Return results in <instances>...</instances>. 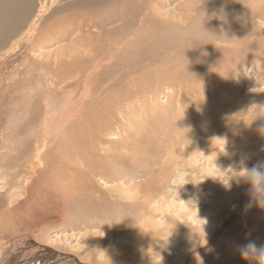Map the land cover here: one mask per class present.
<instances>
[{
	"label": "rangeland",
	"instance_id": "obj_1",
	"mask_svg": "<svg viewBox=\"0 0 264 264\" xmlns=\"http://www.w3.org/2000/svg\"><path fill=\"white\" fill-rule=\"evenodd\" d=\"M112 1L103 6L98 4L94 6H79L77 5L79 4V0H47L48 9H50L41 21L40 35L46 30L49 32V29H52L53 25L57 28L59 24L63 26L64 23L65 27L67 26V33H63L64 35L61 39L53 40L51 43H49L50 38L47 39L49 41L47 42V35L41 40L46 41V44L39 42L31 46V43H24L16 55L19 60L17 62L14 61V59H17L16 56L9 59L15 62L13 63L14 65L10 61L7 64L4 60L2 62L4 65L0 66V70H3L0 71L1 147L2 140L6 134L5 131L7 130L4 129L5 127L7 128V121H10V117L14 119V114L18 111L14 107V100H16L14 94L17 96V94H25L27 91H31L32 93L34 88L41 96L47 98L48 96H52L45 81L38 80L37 75L41 71L39 66L41 61H43V64L54 63L58 60V55L66 60L68 59L70 62L72 60L79 59L78 61H81L83 59L81 61V69L79 62L74 67L73 65H63L57 71L63 73L62 77L65 78V74L70 73V71L73 73L74 70H79V72L83 70V77H81L79 83L71 87L65 85L63 87L64 94L59 97L60 101H64V99L68 101L70 98L78 101L83 91L86 90L85 77L90 72L99 68L95 64L98 58L104 62L102 64L105 66L104 59L109 55L110 59H106V63H112V67L100 69L102 74L99 79L103 88L106 87L107 83L115 85L119 82V72H122L119 71L121 68L119 64L123 63L122 61H127H125V65L130 64L132 61L136 66V60L137 63H141L142 59L139 57L140 51L137 53V49L134 46H129L126 50L119 52H112L113 54L110 53L112 57L114 56L113 58L108 52L106 53L105 49L108 46L120 44L119 41L116 43L115 40H118V36H121V32L123 33L125 29L127 32L133 31V39H127L123 42L124 45L136 42V40L138 41L140 38L138 37V33H141V36L144 34L146 36L145 39L147 38L150 40L149 42H152L151 49H154L153 53L156 54V57L153 58L152 54L148 52L145 63L142 62L140 64V67H142V64H145L143 66L145 68L142 69L143 72L140 70L141 74L137 73L127 80V82H130L135 77L139 78V75L141 76V83L138 85L139 89L136 92H140L141 96L144 97L142 101L138 100L135 96L136 94H134L136 92L126 85H120V88H118L119 85L110 88L105 94V96L110 95L108 99L114 102L115 96L122 93L120 95L126 98V100H122L124 104L121 106L123 109L120 111L114 106L116 119L110 120L111 123L109 122L107 129H105L107 132L102 133L103 135L99 136L100 138L95 144L89 143L92 146L87 143L85 145L80 141V144L83 145L82 147L77 142L80 136H82V131H77L76 136H74V139H77H73L72 142L78 147L80 145L83 148V152L86 150L88 155L84 152L85 156H80L82 148L80 149L79 147L80 152H77L79 151V149L77 150L78 147L75 148L71 142L73 146L72 151H75V154L77 152L75 157L78 161L74 160L76 166L73 165L75 169H73L72 165L67 166L63 164L60 166L61 170L59 173L54 172L53 169L56 165H53L54 163L50 160L51 165H48L47 171L38 173L34 170L35 173L31 175L28 183L29 195L25 192L23 193L25 196L20 193L11 202H7L6 199L1 198L0 205L3 204L5 206V202H7V205L4 211V207L0 208V213L2 214V216L0 215V232H2L0 233V264H73L71 263L73 260L63 263V259H65L63 257L67 256H73L83 264H249L250 262L248 263L241 257L240 248L248 242L247 238L249 236L250 239V234L252 236L251 241L255 239L254 242L257 245H264V229H260V227L264 226V209H261L255 202H250V206L247 205L246 207V204L242 205L244 202H240L239 199H235L237 202H240L235 208L238 210L244 208L242 213H240V219L237 218L233 220L232 224H228V229L225 225L221 227L224 231L227 230L216 237L217 243L214 244V250L209 254V258L205 261L199 260L195 258V255L201 253L203 248L208 247L206 244L218 229V225L223 224V221L230 216L229 210H224L219 206L220 201L223 200L229 203L231 198H235V196L242 198L245 195L247 189L245 192L242 190L245 180L240 179L237 182L236 178H234V171H240L242 166L252 168L258 162H261L260 158L264 156V136L258 132L259 126L264 123H252L258 109H260L261 114L262 112L264 114V110H262L264 106H260L264 105V73L256 75L258 68L252 64L242 66L243 68H239V70H236L237 72L234 70L233 74L231 71V73L227 74L229 76H226L223 79L224 81L222 80L221 85L224 84L223 82H226L225 85H219L215 91L213 90L212 93L214 94H211L212 98L209 95L204 98L200 96V105L191 109V103L197 100L195 94L188 97L186 95L187 92H184L182 89H177V91L175 87H171L172 85L165 86L160 72L163 67L162 62L164 58L169 57L168 54H171L174 59L173 66H179L180 63L185 64L186 62L189 64L191 60L209 55L212 52L210 49L217 43L216 35H220L223 30L221 24H225L221 9H223L226 3H222L223 0ZM232 1L234 2L233 8L228 13V19L239 16V7H242L244 4L239 5V0ZM72 4L73 6H71ZM61 11H64V13H59ZM104 13H110L116 18L113 17L102 23L99 17ZM52 15L57 16L53 17ZM118 17L123 18L121 20ZM125 17L127 18L125 19ZM47 18H53L47 22L49 23L48 25H46ZM190 18L193 19L194 23L192 20L190 22ZM248 19L252 20V18ZM84 20L91 21V25H93L90 30L91 33L87 32V29H85L86 32L82 33V37L85 39L83 44L86 41L85 44L88 46L89 55L87 53L82 54L83 50H78V45H76L81 41V34L78 33L79 23ZM112 20H117L118 22H113ZM163 23L165 24L163 25ZM167 23H170V27L167 26ZM83 24L85 25L82 22ZM154 26L156 27L153 29ZM161 26L164 27L162 28ZM159 28L163 30H159ZM193 30L195 31L193 32ZM115 32H117L118 36ZM149 33L152 35H149ZM208 34H211L214 38ZM159 35H162L161 38L155 40L157 43H154V39ZM107 37H109L108 40H113V43L111 44L110 41L104 43L105 49L100 53V43L103 45V41ZM205 38L209 41L205 42ZM171 39L173 40L174 50L179 49L177 54L172 53L171 50L166 51L169 45L166 46V49L160 48V45L169 44V40ZM214 40L215 43L213 42ZM72 42L79 43L72 44ZM200 42L201 44H199ZM179 45L180 48H178ZM187 45L191 47H187ZM208 46L209 50L206 49ZM206 51H208V54H206ZM93 52V55L96 57L91 54ZM104 52L108 55L105 56ZM187 52L189 53L187 54ZM75 53L77 54L75 55ZM130 55L135 59L132 56L130 57ZM101 56H105V58L103 59ZM158 57L160 58L158 59ZM85 60L91 63L89 62L88 66H86ZM6 64L9 66L7 67ZM21 64L23 66L18 68V65L20 66ZM24 64L28 68L33 64H38V66L29 68L28 75L24 69L23 78L30 76L31 79L29 77L30 83L25 82L23 84L21 82L23 84L21 86V84H18V80L22 77L17 76L14 78L13 70L16 67L23 69L25 67ZM95 67L97 68L95 69ZM115 67H117L118 73ZM42 70L48 73L43 68ZM262 71H264V68ZM47 77L52 78L53 74L50 73ZM161 78L163 82L159 80ZM143 88L144 90H142ZM204 88L207 90V87ZM15 90L18 93H13ZM145 90H149L150 92L145 94ZM129 92L133 95L129 94ZM182 94L184 112L179 110V97ZM132 96L133 98H131ZM40 99L39 101L42 102L43 98ZM130 100L132 103H130ZM61 104L60 102L59 106ZM144 104L148 107L146 108ZM252 105L253 107H251ZM157 106L161 107L155 111ZM186 108H189L188 112ZM191 110L194 111L192 112ZM163 117L166 119V122H162L161 118ZM2 122H6V124ZM78 129H86V127L85 125H81ZM250 130H256L258 135H252ZM220 138L224 141H220ZM43 139L45 137L40 138V140ZM47 142H49V148H41L39 150L41 161L33 162L32 164L33 167L38 166L39 170L47 165L46 162L42 161V158L46 154L51 151L49 158H52L56 154L54 141L49 138ZM142 142L144 148L142 147ZM71 144L64 146L66 151L68 150V146L71 147ZM136 147L139 149L137 148L136 150ZM90 149H92V154ZM218 154L219 156L217 157ZM11 157V155L7 156V160ZM133 159L135 160L134 162H132ZM81 161L82 163H80ZM72 162L73 160L71 159ZM15 169L14 164H9L6 175L3 177L7 178L9 174L14 173L12 182L17 186L19 178L16 176ZM155 176H157L156 179ZM223 183L224 185H222ZM72 186L74 187L72 188ZM135 187L137 188L136 192H133L132 188L135 189ZM237 187L241 190H237ZM2 191L0 190V192ZM129 192H133V195L132 193L129 194ZM196 212L202 215L210 213L211 218L210 216L205 217L208 218L206 223L209 222V224L203 223V219L201 218L198 219L199 215L193 217ZM4 213H6V216ZM232 215L235 216V213ZM11 221L13 223L9 224ZM254 224H258L260 227L257 226L256 230L255 228L251 230ZM6 225H8L7 228ZM14 227L18 231L13 230L15 229ZM21 228L22 232L25 231L23 234L21 233ZM11 229L14 235L11 233ZM14 231L17 232L16 234H20L16 235ZM259 232L262 234L260 235ZM221 236L222 239L220 238ZM40 241H42L43 245H41ZM46 241L48 242L45 243ZM232 243L233 246H231ZM137 244H139L140 249L135 248L138 247ZM45 245L47 247H43V249H39L38 247ZM54 252H59L63 256L56 258ZM251 264H255V262Z\"/></svg>",
	"mask_w": 264,
	"mask_h": 264
},
{
	"label": "bare ground",
	"instance_id": "obj_2",
	"mask_svg": "<svg viewBox=\"0 0 264 264\" xmlns=\"http://www.w3.org/2000/svg\"><path fill=\"white\" fill-rule=\"evenodd\" d=\"M109 1L112 0H79V6L81 5H90V6H94V5H104L107 4ZM114 1V0H113ZM112 1V2H113ZM135 1V0H134ZM138 1V0H137ZM136 1V2H137ZM144 0H142L143 2ZM152 1V0H151ZM164 1V0H163ZM167 1V0H166ZM126 2V1H125ZM200 2V1H199ZM60 3V2H58ZM140 3V2H138ZM146 3V2H145ZM144 3V4H145ZM222 3H226L223 6V9L221 13H223V21L225 22V24L223 25V23L221 24V28L223 29L220 35H216V42L215 40L213 41L214 44L212 49V52H210L209 55L204 56V57H199L196 60H191L189 62V64H187V62L185 64L180 63L179 61V66H173L172 63H174V59L172 58L171 54H168L169 57H166L163 59L162 65L163 67L161 68L160 72L161 75L164 79V82L162 80L163 83H165V86H169L172 85L171 87H175L176 90L177 89H182L184 92L186 91V95L189 96H193L195 94V97L197 98L196 102L193 101L190 105V108L192 109L193 107H198L200 105V101L201 99L200 96H202V98H204L205 96L209 95V97L212 98L211 94L213 90L215 91L216 88L219 87V85H221L222 80L224 78H226L227 74L232 71L235 70H239V68H241L242 66H246L248 64H252L257 66L258 68V72L256 75H262L264 73L263 68H264V0H244L241 1L239 0V5H242V7H239L238 10V14L239 16H236V18H229L228 19V13L232 10L233 8V1L232 0H223ZM133 4V2H132ZM137 4V3H136ZM141 5V4H139ZM157 5V4H156ZM58 6V5H57ZM73 6V4L71 5ZM144 6V5H143ZM50 7V5H49ZM157 7V6H156ZM50 9V8H49ZM48 9V2L47 0H0V49L2 51V53L0 54V66L4 65V60L5 63L9 62V59H12L13 56L17 55V52L19 51V49H21V46L24 45V43H31V46H33L36 43L42 42L43 44H46L47 42L51 43V41L53 40H59L63 37V33H67V29L65 27V23L63 24V26L61 24H59V27H54V25L51 27L52 29H49L50 31L48 32L46 29V31H44L43 33H41L40 35V29L42 27L41 25V21L43 19V16L49 11ZM138 9V6H137ZM149 9V8H148ZM129 10V9H128ZM143 10V9H142ZM141 11V10H140ZM145 11V10H144ZM138 12V11H137ZM59 13H64V11H61ZM120 14V13H119ZM118 14V16H119ZM128 14V13H127ZM214 14V13H213ZM220 14V12H219ZM231 14V13H230ZM229 14V15H230ZM53 17H56L57 15H52ZM125 16V15H124ZM206 16V15H205ZM113 15H111L110 13H104L102 14L99 19L101 20L102 23L105 22V20H109L112 19ZM121 17V16H120ZM208 17V16H207ZM88 18V17H86ZM116 18V17H115ZM119 18V17H118ZM123 18V17H122ZM122 18H119L122 20ZM127 17H125L126 19ZM248 18H252V20L248 19ZM53 18H47L46 19V25H48L49 23H47L48 21L52 20ZM65 19V18H64ZM129 19V18H128ZM208 19V18H207ZM99 20V21H100ZM182 20V19H181ZM191 20L193 21V19L190 18V22ZM64 22H66L65 20H63ZM68 21V20H67ZM117 21V20H112ZM197 21V20H195ZM213 21V20H212ZM60 22V21H59ZM82 22L85 23V25H82ZM79 24V32L81 35V41L79 42H74V43H79L76 44L78 45V50H83L80 51L82 52V54H88V49L86 46V41H85V45L83 44L84 40L82 37V33L85 31V29H87V32L91 33V21H82ZM90 22V23H89ZM107 22V21H106ZM118 22V21H117ZM194 23V21H193ZM192 23V24H193ZM206 23V22H205ZM204 23V24H205ZM43 24V23H42ZM70 24V23H69ZM123 24V23H122ZM125 24V23H124ZM149 24V23H148ZM162 24V23H161ZM165 23H163L164 25ZM168 24V25H167ZM166 25L169 26L170 23H167ZM61 25V26H60ZM213 25V24H212ZM71 26V24H70ZM126 26V25H125ZM134 26V25H133ZM132 26V27H133ZM50 27V26H49ZM123 27V26H122ZM121 27V28H122ZM127 27V26H126ZM148 27V26H147ZM156 26L153 27V29ZM162 27V26H161ZM164 27V26H163ZM162 27V28H163ZM170 27V26H169ZM212 27V26H211ZM162 28H159V30H163ZM179 28V27H178ZM181 28V27H180ZM187 28V27H186ZM194 28V27H193ZM192 28V29H193ZM206 28V27H205ZM215 28H217L215 26ZM125 29V27H124ZM146 29V28H145ZM151 29V28H150ZM158 29V28H157ZM156 29V31H157ZM191 29V30H192ZM210 29V28H209ZM122 30V29H121ZM174 30V29H172ZM171 30V31H172ZM188 30V29H187ZM206 30V29H205ZM211 30L213 31V29L211 28ZM220 30V29H218ZM64 31V32H63ZM114 31V29H113ZM120 31V30H119ZM165 31V30H164ZM178 31V30H177ZM195 30H193L194 32ZM42 32V31H41ZM69 32V31H68ZM86 32V31H85ZM135 32V31H134ZM138 32V31H137ZM148 32V31H147ZM153 32V31H152ZM158 32V31H157ZM88 33V34H89ZM117 34V32H115ZM133 31L131 32H127L126 29L123 31V33L121 32V36H118V40H115L116 43L117 41L120 42V44L115 45V46H111L110 43H113V40H108L107 37L105 38V40L103 41V45L100 43V53H102L104 51V43L110 41L109 45L105 50L106 53L108 52L109 54L112 52H119L122 50H126L127 47L129 46H134L137 49V53L138 51H140V56L141 57V63L146 61L147 59V55L148 52L152 54V57L155 58L156 54L153 53V50L151 49L152 47V42H149V39H145V35L143 34L142 36L140 35L141 33H138V37H140L141 39H145V40H141L140 38L138 39V41L136 40V42H131V43H126V45L123 44L124 41H126L129 38L133 39V35H132ZM172 33V32H171ZM213 33V32H212ZM216 33H217V29H216ZM69 34V33H68ZM151 33H149L150 35ZM196 34V33H195ZM47 35V36H46ZM92 35V34H91ZM115 35V34H114ZM137 35V33H136ZM152 35V34H151ZM209 35V34H208ZM46 36V40L47 39H51V40H47L46 41H41L43 40V38ZM79 36V37H80ZM154 36V35H153ZM162 35H159L156 39H154V43H157V41L155 42V40H158L161 38ZM185 36V35H184ZM211 36V34L209 35ZM219 36V37H217ZM66 37V36H65ZM87 37V36H86ZM103 37V36H102ZM203 37V35H202ZM212 37V36H211ZM113 38V36H112ZM111 38V39H112ZM135 38V35H134ZM137 38V37H136ZM148 38H150V36H148ZM207 38V37H206ZM205 38V42L209 41L208 39L206 40ZM214 38V37H212ZM211 38V39H212ZM79 39V38H78ZM210 39V42H211ZM80 40V39H79ZM198 40V39H197ZM76 41V40H75ZM78 41V40H77ZM169 44L166 43L164 46L160 45V48H165L166 46L169 45L168 50H171L172 53L177 54L178 50H174L173 47V40H169ZM203 41V40H202ZM149 42V43H147ZM204 42V43H205ZM48 43V44H49ZM72 42V44H74ZM159 43V42H158ZM209 43V42H207ZM206 43V44H207ZM89 44V43H88ZM108 44V43H107ZM201 44V42L199 43ZM211 44V43H210ZM28 45V44H27ZM30 46V47H31ZM102 46V47H101ZM178 46V45H177ZM210 46V45H209ZM209 46L206 48L209 50ZM212 46V45H211ZM62 47V46H61ZM187 47H191L188 46ZM195 47V46H194ZM74 48V47H73ZM77 48V47H76ZM180 48V45L179 47ZM211 48V47H210ZM68 49V48H67ZM66 49V50H67ZM71 49V48H70ZM75 49V48H74ZM74 49H73V53H74ZM186 49V48H185ZM190 49V48H189ZM199 49V48H198ZM23 50V49H22ZM128 50V49H127ZM31 51V49H30ZM64 51V50H63ZM72 51V49H71ZM90 51V50H89ZM186 51V50H185ZM21 52V51H20ZM25 52H27L25 50ZM79 52V53H80ZM96 52V51H95ZM130 52V51H129ZM136 52V51H135ZM165 52V51H164ZM78 53V52H77ZM75 53V55L77 54ZM106 53L104 52V55H106ZM131 53V52H130ZM129 53V54H130ZM159 53V52H158ZM189 52H187L188 54ZM71 54V53H70ZM81 54V53H80ZM79 54V55H80ZM92 55L94 54L91 53ZM113 54V53H112ZM119 54V53H116ZM121 54V53H120ZM132 54V53H131ZM203 54V51H202ZM206 54H208V51H206ZM28 55V54H27ZM87 55V56H88ZM103 55V54H102ZM128 55V54H127ZM160 55V54H159ZM55 56V55H54ZM59 58L58 60H56L54 63H49V64H43V61H41L40 63V73L37 75L38 76V80H43L45 81V83L47 84L48 88L50 89V93L52 94V96H48L44 97L41 96L36 89L33 88V92H26L25 94L23 93H19V95L14 94L15 95V99L14 100V107L16 109H18V111L14 114V119L12 117H10V121L7 125V128L3 127L4 129H7L5 132V136L4 139L2 140V145L0 147V190H3L2 192H0V200L1 198L6 199L7 202H11L13 200V198L19 196L20 193H28L29 190V181L31 178V175L33 173L38 172V173H43L45 171H47L48 169V165H51V161L54 163L53 165H56V167L53 169L54 172H60V166H62L63 164H66L67 166H71L74 167L76 166V162H74V160H77V158L75 157L77 152H80V149L83 147L82 144H80L82 141L83 144L87 143L88 145H90L89 143H94L99 140V136H102V133L107 132V126L110 122L111 119H116L115 116V110H114V106L117 107L119 109V111L121 109H123L121 106L124 104L122 100H126V98H124L123 96H121L119 93V95L115 96V101L112 102V100L108 99L110 98V95H106V92L108 90H110V88H113L117 85L118 88H120V85H126L128 87H130L131 89H133L135 92L137 91V89H139L138 85L141 83V76L139 75L138 77H135L134 80H131L130 82H127L128 79H131L132 76H134L137 73H140V70L142 71L143 66H145V64H142V67H140L141 63H137L136 62V66L133 64V62L129 61L130 64L125 65V61H122L123 63L119 64V66H121L119 71V82L116 83L117 84H111V83H107L106 87L103 88L101 86V82H100V77L102 72L100 71V69H106V68H110L112 67V63L109 64L108 60L106 63V59H110L109 55L106 59L105 56H101L104 60H105V66L104 62H102V60L98 58L95 59V62L97 60V64L99 66V68L97 70H95L97 67H95V71L90 72L89 74H87V76L85 77L86 79V90L83 91L81 98L78 101H75L73 98L67 101V99H64V101H60L59 97L61 95H63V87L65 85H67L68 87L74 86L76 84L79 83L81 77H83L82 75V71L83 70H79L76 71L74 70L73 73H66L65 74V78H63V73H59L57 72L59 69L62 68L63 65L65 66H77L76 64H78L80 62V69L82 68V59L81 61L78 60H72L71 62L67 59H64L62 56L58 55ZM74 56V55H73ZM85 56V55H84ZM94 56V55H93ZM110 56L112 57V55L110 54ZM132 55H130L131 57ZM184 56V55H183ZM198 56V55H197ZM17 59L14 61L17 62L18 56H16ZM27 57V56H24ZM42 57V56H41ZM96 57V56H94ZM93 57V58H94ZM114 57V56H113ZM112 57V58H113ZM127 57V56H126ZM128 56V58H130ZM133 57V56H132ZM161 57V55H160ZM158 57V59L160 58ZM20 58V57H19ZM22 59H24L21 56ZM29 58V57H27ZM134 58V57H133ZM184 58V57H182ZM192 58V57H191ZM55 59V58H54ZM75 59V58H73ZM89 59V57H88ZM116 59V58H114ZM135 59V58H134ZM145 59V60H143ZM30 60V59H29ZM33 60V59H32ZM129 60V59H127ZM13 60H11L10 62L13 64L15 63ZM48 61V58H47ZM99 61V62H98ZM112 61V60H111ZM114 61V60H113ZM140 61V60H139ZM152 61V60H151ZM178 61V60H177ZM28 62V60H27ZM90 61L86 62V66H88ZM93 62V59H92ZM118 62V61H117ZM127 62V61H126ZM134 62V63H135ZM153 62V61H152ZM26 63V62H25ZM91 63V62H90ZM132 63V64H131ZM8 64V63H7ZM6 64V65H7ZM139 64V65H138ZM155 64V63H154ZM11 65V64H10ZM14 65V64H13ZM25 65V64H24ZM9 65H7L8 67ZM23 64H21L20 66L18 65V68L22 67ZM34 66H38V64H33L31 66H29V68H32ZM151 66V64H150ZM13 67V66H12ZM15 67V66H14ZM54 67V68H53ZM72 67V68H73ZM114 67V65H113ZM147 67V66H146ZM153 67V66H152ZM17 67L13 70V74H14V78L18 77H22L20 80H18V84H21V82L24 84L25 82H29V77L23 78V74L24 69L26 71V74L28 71H30V69L28 67H23V69H18ZM42 68L47 72H43ZM117 67H115L116 69ZM243 68V67H242ZM12 69V68H10ZM29 69V70H28ZM113 69V68H111ZM119 69V68H118ZM160 69V68H159ZM2 70V69H1ZM0 70V71H1ZM33 70V69H32ZM31 70V71H32ZM39 70V69H38ZM3 71V70H2ZM88 71V70H87ZM108 71V70H107ZM117 72V69H116ZM115 72V73H116ZM143 72V71H142ZM237 72V71H236ZM53 74L52 78L47 77V75L49 74ZM118 73V72H117ZM116 73V74H117ZM10 74V73H9ZM141 74V73H140ZM12 75V72H11ZM28 75V74H27ZM255 75V76H256ZM138 76V75H137ZM229 76V75H228ZM227 76V77H228ZM34 78V77H33ZM238 78V77H237ZM31 79V77H30ZM36 79V78H35ZM112 79V78H111ZM261 79V78H260ZM67 80V82H66ZM84 81V80H83ZM224 81V80H223ZM160 82V81H159ZM1 83H3L1 81ZM30 83V82H29ZM225 85L226 82H223ZM21 84V86L23 85ZM70 84V85H69ZM1 85V84H0ZM221 85V86H222ZM19 86V85H18ZM20 86V87H21ZM89 86V87H88ZM167 86V87H168ZM27 87V84H26ZM30 87V84H29ZM28 87V88H29ZM41 87V86H40ZM125 87V86H124ZM150 87V86H149ZM164 87V86H163ZM207 87V90L204 88ZM45 88V87H44ZM151 88V87H150ZM125 89V88H124ZM123 89V90H124ZM130 89V90H131ZM22 90V89H21ZM28 90V89H27ZM120 90V89H119ZM144 90V88L142 89ZM150 90V89H149ZM149 90H145L144 93L147 94L150 91ZM173 90V89H172ZM218 90V89H217ZM118 91V90H117ZM152 91V90H151ZM169 91V90H168ZM178 91V90H177ZM16 90L13 92L15 93ZM23 92V90H22ZM116 92V91H115ZM114 92V93H115ZM120 92V91H118ZM18 93V92H16ZM131 92H129L130 94ZM153 93V92H152ZM216 93V92H215ZM127 94V92H126ZM132 94V93H131ZM136 94V98L142 101V98H144L143 96H141L140 92H136L134 93ZM155 94V93H154ZM171 94V93H170ZM264 94V93H263ZM45 95V94H44ZM71 95V94H70ZM76 95V94H75ZM133 95V94H132ZM130 96V95H129ZM179 96V95H178ZM127 97V96H126ZM42 99V102L39 101ZM133 98V96L131 97ZM130 98V99H131ZM135 98V99H136ZM150 98V97H149ZM193 98V97H192ZM195 98V99H196ZM112 99V96H111ZM67 101V102H66ZM191 101V100H190ZM62 103L59 106V103ZM144 102V101H143ZM179 110H181L182 112L184 109L183 106V94L180 95L179 97ZM206 102V101H205ZM130 103L131 100H130ZM207 103V102H206ZM210 104V103H209ZM132 105V104H131ZM146 105V104H144ZM259 108H261L259 106V104H257ZM203 106V105H202ZM206 106V105H205ZM210 106V105H209ZM146 108L148 107L147 105L145 106ZM161 106H157V108H155V111L160 108ZM208 107V106H207ZM145 108V109H146ZM154 108V106H153ZM204 108V107H203ZM213 108V107H212ZM41 109V112H40ZM141 109V106H140ZM187 112L189 111V108H186ZM199 109V108H198ZM262 109V108H261ZM260 110V109H258ZM264 110V109H262ZM137 111V110H136ZM177 111V110H176ZM192 112L194 110H191ZM199 111V110H198ZM197 111V112H198ZM135 112V111H134ZM181 112V113H182ZM140 113V112H139ZM201 113V112H200ZM211 113V112H210ZM137 114V113H136ZM263 114V112H262ZM201 115V114H198ZM162 116V115H161ZM208 116V115H206ZM118 117V116H117ZM196 117V116H195ZM253 117V116H252ZM197 118V117H196ZM201 118V117H200ZM250 118V117H249ZM194 119V118H193ZM205 119V118H204ZM207 119V118H206ZM162 122H166V119L163 117L161 118ZM119 121V120H118ZM201 121V120H199ZM203 121V120H202ZM248 121V120H247ZM206 122V121H205ZM225 122V121H224ZM255 122H263L264 120H257ZM3 124H6V122H2ZM111 123V122H110ZM81 125H85L86 129H78L79 126ZM168 125V124H167ZM213 126V125H212ZM254 126V125H253ZM211 128V126H209ZM164 128V127H163ZM78 129V130H77ZM2 130V129H1ZM109 130V129H108ZM77 131H82V136H80L79 140L77 142H79L80 145H82V147H79L73 144V139L74 136H76L75 134L77 133ZM118 131V130H117ZM212 131V130H211ZM222 131V130H220ZM146 133V132H145ZM210 133V132H209ZM213 133V132H212ZM222 133V132H221ZM250 133L254 136L258 135V132L255 130H250ZM81 134V133H80ZM102 134V135H101ZM108 135V134H107ZM225 135V134H224ZM39 136L41 137H45V139L40 140ZM137 136V135H135ZM260 136V134H259ZM133 137V136H132ZM39 138V140H38ZM51 138L54 141V145H56L55 150H56V154L52 157L49 158V154H46L43 158L42 161L45 163L46 162V167H44L43 169L39 170L38 166L33 167V162H38L41 161V154L39 153V150L41 148H49V142H47V139ZM98 138V139H97ZM237 138V137H236ZM264 138V137H263ZM77 139V138H75ZM74 139V140H75ZM221 139V138H220ZM219 139V140H220ZM262 139V138H261ZM223 139H221L220 141H222ZM44 141V142H43ZM212 141V140H211ZM224 141V140H223ZM251 141V140H249ZM263 141V140H262ZM73 146H75V148H77V150L79 149V151L76 152L72 151V144ZM75 142V141H74ZM215 142V141H213ZM221 143V142H220ZM223 143V142H222ZM71 147L68 146V150L66 151V148L64 147L65 145H70ZM85 144V145H87ZM139 144V143H138ZM143 142H142V147H143ZM52 146V144H51ZM92 146V145H90ZM89 146V147H90ZM94 146V145H93ZM141 146V145H140ZM96 147V146H95ZM93 147V148H95ZM127 147V146H126ZM214 147V146H213ZM53 148V147H52ZM92 148V149H93ZM134 148V147H133ZM138 147H136L137 150ZM144 148V147H143ZM89 150V148H87ZM92 149H90V152L92 154ZM139 149V148H138ZM51 150V148H50ZM74 150V149H73ZM135 150V149H134ZM141 150V149H140ZM218 150V149H217ZM48 151V150H47ZM96 151V150H95ZM112 151V150H111ZM206 151V150H205ZM42 152V151H41ZM84 152L86 153V150H84ZM83 152V148H82V153L80 152V156H85ZM140 152V151H139ZM208 152V151H207ZM144 153V152H143ZM209 153V152H208ZM88 155V153H86ZM90 154V155H91ZM120 154V153H119ZM174 154V153H172ZM217 154V153H216ZM11 155L12 157L7 160V156ZM121 155V154H120ZM211 156V155H210ZM219 156V154L217 155V157ZM57 157V158H55ZM79 157V156H78ZM88 157V156H87ZM214 157V156H213ZM216 157V156H215ZM49 158V159H48ZM85 158V157H84ZM71 159L73 160V162L71 163ZM87 159V158H86ZM89 159H91V157H89ZM113 159V158H112ZM215 159V158H214ZM235 159V158H234ZM82 160V159H81ZM84 160V159H83ZM92 160V159H91ZM118 160H120L118 158ZM78 161V160H77ZM135 160L133 159L132 162H134ZM261 162H264V156H261L260 158ZM90 162V161H88ZM92 162V161H91ZM120 162V161H119ZM40 163V162H39ZM82 163V161L80 162ZM85 163V162H83ZM87 163V162H86ZM99 163V162H98ZM9 164H14V166L16 167L15 171H16V176L19 178L18 179V183L17 186L15 184H13L12 182V178H13V174H9L7 178L3 177L4 175H6L7 172V168ZM79 164V162H78ZM89 164V163H88ZM96 164V163H95ZM232 164H233V160H232ZM74 165V166H73ZM85 165V164H84ZM90 165V164H89ZM91 165L93 166V164L91 163ZM121 165V164H120ZM123 165V163H122ZM237 165V164H236ZM101 166V165H100ZM109 166V165H108ZM78 167V165H77ZM80 167V166H79ZM82 167V166H81ZM99 167V164H98ZM63 168V167H62ZM85 168V167H84ZM90 168V166H89ZM64 169V168H63ZM62 169V170H63ZM70 169V168H69ZM75 169V167L73 168ZM77 169V168H76ZM80 169V168H79ZM95 169H97V167H95ZM168 169V168H167ZM35 170V171H34ZM65 170V169H64ZM78 170V169H77ZM86 170V169H85ZM99 170V169H98ZM102 170V169H101ZM14 171V172H15ZM70 171V170H69ZM108 171V170H107ZM62 172V171H61ZM89 172V171H88ZM96 172V171H95ZM37 173V174H38ZM84 173V172H83ZM174 173V172H173ZM41 175V174H40ZM154 176V175H153ZM62 177V176H60ZM65 178V177H64ZM157 178V176H155V179ZM63 179V178H62ZM66 179V178H65ZM113 179V178H112ZM118 179V178H117ZM116 179V180H117ZM148 180V179H147ZM231 180V178H230ZM66 181H68L66 179ZM65 181V182H66ZM151 181V180H150ZM177 181V180H176ZM242 181V180H241ZM145 182V181H144ZM111 183V182H110ZM109 183V184H110ZM142 183V182H140ZM56 184V183H55ZM138 184V182H137ZM233 184V183H232ZM31 185V184H30ZM74 185V184H73ZM221 185V184H220ZM224 185V183L222 184ZM75 186V185H74ZM72 186V188L74 187ZM135 186V185H134ZM64 187V186H63ZM139 187V186H138ZM239 187V186H238ZM236 188L237 190L240 188ZM242 190L243 192H245V195L240 198V197H236L233 199H230L231 204L227 207V205L230 203H227L226 201L221 200L220 201V205L222 209L224 210H229L230 211V219L226 218V220L223 221V224L218 225V229L215 231V233H213V238L210 237L209 241L207 242L206 248H203L201 253L195 255V258L199 259V260H206L207 258H209V254L212 253V251L214 250L215 247V243H217V239L216 237L219 236L221 233L225 232L228 228V224H232L233 220L239 218L240 219V213H242L244 208H241V210L236 209L235 207L242 201L244 203H242V205H245L247 207V205H249L250 202H253L252 197L250 195L249 189H250V185L244 181L243 185H242ZM136 187L135 189L132 188L133 192H136ZM74 190V189H73ZM130 189V191H132ZM219 190V189H218ZM241 190V189H240ZM140 191V189H139ZM32 192V190H31ZM133 192H129L132 193ZM210 192V191H209ZM64 193V192H63ZM72 193V192H71ZM139 193V192H138ZM198 193V192H197ZM234 193V192H233ZM237 193V192H236ZM114 194V193H113ZM123 194V193H122ZM173 194V193H172ZM203 194V193H202ZM209 194V193H208ZM212 194V193H211ZM25 196V194H23ZM29 195V193H28ZM163 195V194H162ZM197 195V194H196ZM195 195V196H196ZM64 196V195H63ZM127 196V195H126ZM136 196V195H135ZM139 196V194H138ZM136 196V197H138ZM200 196V195H199ZM209 196V195H208ZM213 196V195H212ZM65 197V196H64ZM95 197V196H94ZM112 197V196H110ZM160 197V196H159ZM206 197V196H205ZM114 198V197H113ZM142 198V197H141ZM19 199V198H18ZM26 199V198H25ZM208 199V197H207ZM206 199V200H207ZM233 199V200H232ZM235 199H239L240 202ZM94 200V199H93ZM130 201V199H128ZM198 200V199H197ZM22 201V200H21ZM57 201V199H56ZM105 201V200H104ZM147 201V200H146ZM7 202L6 205H7ZM203 202V201H202ZM4 203V202H3ZM4 203V204H5ZM75 203V202H74ZM98 203V202H97ZM206 203V202H205ZM212 203V202H211ZM253 204V203H252ZM3 205V204H2ZM0 205V208H3V211L6 210L5 206ZM27 205V204H26ZM96 205V204H95ZM128 205V203H127ZM147 205V204H146ZM29 206V205H27ZM250 206V205H249ZM129 207V206H128ZM151 207V206H150ZM252 207V206H251ZM1 208V209H2ZM8 209V208H7ZM10 209V208H9ZM211 209V208H210ZM221 209V210H222ZM246 209V208H245ZM78 211V210H77ZM246 211V210H245ZM199 213V212H198ZM197 212L194 213L193 217H196V215L199 218L203 219V223L205 224H209V222L206 223V221L208 220V218H205L206 216H210L211 214H205L202 215L201 213L198 214ZM207 213V212H206ZM233 213H235V216L232 215ZM73 214V213H72ZM238 216H237V215ZM0 215L2 216V214L0 213ZM4 215L6 216V213H4ZM142 215V214H141ZM204 216V217H203ZM248 216V215H247ZM4 217V216H3ZM211 218V216H210ZM9 219V218H8ZM26 219V218H25ZM74 219V218H73ZM213 219V217H212ZM215 219V218H214ZM2 220V218H1ZM75 220V219H74ZM31 221V220H30ZM1 222V221H0ZM9 222V221H8ZM7 222V224H8ZM213 222V221H212ZM13 222L11 221L9 224H12ZM17 223V221H16ZM200 223V222H199ZM236 223V222H235ZM4 224V223H3ZM8 224V225H9ZM215 224V223H214ZM6 225V228L7 226ZM225 225V227L227 228L225 231L224 229L221 227ZM246 225V224H245ZM262 225V224H261ZM14 226V225H13ZM12 226V228H13ZM28 226V225H27ZM43 226V225H42ZM215 226V225H214ZM251 226V223H250ZM259 226L258 224H254L251 227V230L253 228ZM1 227V226H0ZM10 227V226H9ZM30 227V226H29ZM35 227V226H34ZM216 227V226H215ZM246 227V226H245ZM248 227V225H247ZM260 227V226H259ZM264 227V226H262ZM260 227V229H264ZM15 228V227H14ZM43 228V227H42ZM2 229V228H1ZM18 229V226H17ZM13 230H16L13 229ZM19 230V229H18ZM16 230V231H18ZM21 233L23 234L25 231L22 232V228L20 229ZM191 230V229H190ZM222 230V231H220ZM2 231V230H1ZM6 231V230H5ZM198 231V230H197ZM218 231V232H217ZM248 231V230H247ZM15 232V231H14ZM20 232V231H19ZM27 232V231H26ZM40 232V231H39ZM42 232V231H41ZM45 232V231H44ZM131 232V231H130ZM189 232V231H188ZM2 233V232H0ZM11 233H12V229H11ZM17 232H15L16 234ZM35 233V231H34ZM38 233V231H37ZM129 233V232H128ZM264 233V230H263ZM13 234V233H12ZM11 234V235H12ZM20 234V233H19ZM16 234V235H19ZM249 234V233H248ZM254 234V232H253ZM257 234V233H255ZM259 234L261 235L262 233L259 232ZM3 235V234H2ZM14 235V234H13ZM40 235V234H39ZM136 235V234H135ZM160 235V233H159ZM259 235V236H260ZM137 236V235H136ZM162 236V235H161ZM223 236V234H222ZM222 236L220 237L222 239ZM258 236V235H257ZM1 237V235H0ZM38 237V236H37ZM246 237V236H245ZM251 234H250V239H251ZM256 237V235H255ZM46 238V237H45ZM138 238V237H137ZM219 238V239H220ZM48 239V238H47ZM50 239V238H49ZM140 239V237H139ZM138 239V241H139ZM218 239V240H219ZM248 241H251L249 239L248 236ZM2 240V239H1ZM45 240V239H44ZM260 240V239H259ZM51 241V239H50ZM243 241V240H242ZM255 241V239H254ZM41 245L42 244V241ZM48 241H46L45 243H47ZM225 242V241H224ZM55 243V242H54ZM231 243V242H230ZM229 243V245H230ZM237 243V242H236ZM235 243V245H236ZM219 244V243H218ZM134 245V244H133ZM139 244H137L138 246ZM141 245V243H140ZM245 245V244H244ZM135 246V245H134ZM233 246V243L232 245ZM239 246V245H238ZM39 249H43V247H47L45 246H38ZM135 248H139L140 247H135ZM46 249V248H45ZM138 249V250H139ZM237 246H236V250H237ZM140 252V251H139ZM238 252V251H237ZM227 253V251H226ZM54 256L57 257H62L63 255L59 252H54ZM236 254V253H235ZM139 257V256H138ZM65 259H63V263L73 260L75 262H71L73 264H83L80 261H78L75 257L73 256H67V257H63ZM135 258V257H134ZM55 259V258H54ZM49 260H51L49 258ZM237 260V259H236ZM52 261V260H51ZM244 261V260H243ZM83 262V261H82ZM198 262V261H196ZM248 262V261H247ZM53 263H55L53 261ZM243 263V262H242ZM249 263V262H248ZM252 263V262H251ZM56 264V263H55ZM224 264V263H223ZM239 264V263H237ZM250 264V263H249Z\"/></svg>",
	"mask_w": 264,
	"mask_h": 264
},
{
	"label": "clouds",
	"instance_id": "obj_3",
	"mask_svg": "<svg viewBox=\"0 0 264 264\" xmlns=\"http://www.w3.org/2000/svg\"><path fill=\"white\" fill-rule=\"evenodd\" d=\"M253 105L251 107H253ZM257 120H264V114H261L259 110H257L252 123ZM258 132L264 136V124L259 126ZM234 172V178H236L237 182L243 179L250 185L249 192L253 202L261 209H264V162H258L252 168L242 166L240 171ZM240 255L245 261L250 262V264L251 262H255V264H264V245H257L254 241H248L245 245L241 246Z\"/></svg>",
	"mask_w": 264,
	"mask_h": 264
}]
</instances>
